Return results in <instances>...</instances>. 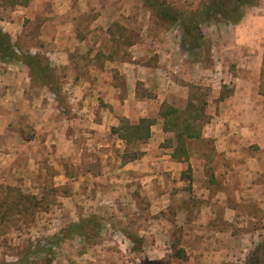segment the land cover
I'll list each match as a JSON object with an SVG mask.
<instances>
[{
	"label": "rangeland",
	"instance_id": "1",
	"mask_svg": "<svg viewBox=\"0 0 264 264\" xmlns=\"http://www.w3.org/2000/svg\"><path fill=\"white\" fill-rule=\"evenodd\" d=\"M204 1L88 0L83 11L72 9L69 66L49 54L53 38L60 47L65 33L60 18L43 16L47 8L32 9L28 18L15 9L23 19L11 39L15 53L47 59L55 78L45 79L49 87H20L31 79L26 66L0 62V141L7 144L0 149V264H264V22L242 28L243 16L264 0L201 22L195 46L184 42L179 18L157 14L168 9L186 18ZM2 8L3 32L14 6ZM237 47L261 53L259 71L238 66ZM156 67L171 72V83L137 82L147 115L105 119L90 146L91 125L73 120L65 103V79L110 80L123 100L124 71L145 75ZM13 80L19 83L11 87ZM99 94L89 91L95 107L109 113ZM245 95L251 104L242 103ZM47 97L53 113L30 110ZM164 104L198 116L201 137L164 130ZM141 118L152 124L147 139L119 138L124 119ZM10 147L14 160L3 155Z\"/></svg>",
	"mask_w": 264,
	"mask_h": 264
},
{
	"label": "crops",
	"instance_id": "2",
	"mask_svg": "<svg viewBox=\"0 0 264 264\" xmlns=\"http://www.w3.org/2000/svg\"><path fill=\"white\" fill-rule=\"evenodd\" d=\"M85 2V3H84ZM90 4V2H89ZM88 5V0H27L26 4L23 5H15L14 8L12 9V14L14 15L15 13H17V11L15 10L17 7L19 9H23V13H24V18H28L27 16L32 12V9H37V8H47L49 9L48 12L43 13V16L46 17H51V18H55L56 16L59 17V20H56L57 23H61L62 25H64V29L65 33L63 32L62 35H59L60 39H61V46L59 47L58 43L59 39L58 37H54V43L55 45L52 44V49L50 50L49 54H50V58L52 60H55L56 64L59 66L60 64H62L63 66H69L70 65V55L72 53V51L74 49L70 48V45L67 43V40L73 39V36L75 37L74 32H70L69 30L67 32V28L68 25H72L74 23V17H72V9H80V10H84V7H87ZM251 9L255 10V12L257 11H264V6L262 4H259L257 6L252 7ZM3 10L2 6L0 5V11ZM253 10L247 11V13L243 16L244 19H242V28L243 30H246V28L254 22L258 23H263L264 22V14L261 15L260 17L254 16V13L252 12ZM259 15V14H258ZM13 21L12 22H7L6 25L3 29V32H7L10 36V38H16L17 35L20 34V31H17V28L19 27V23H21V21L23 20L22 17L21 19H17L19 17H12ZM16 18V19H15ZM261 20V21H260ZM263 20V22H262ZM54 22V21H53ZM0 23H5L4 21H2L0 19ZM234 27L237 28L236 25H234ZM262 29L264 30V26L262 28L258 29V33H262ZM238 30V29H236ZM17 34V35H16ZM243 35H245L243 33ZM243 39H245L243 37ZM51 41V38L49 39ZM75 40V39H74ZM238 42H242L244 43V40H239ZM242 49L241 47H237L235 49V52L239 58L240 56V63L238 64V66H242L244 68V70H252L253 72L255 71H259L260 70V66H261V53L258 51H255L250 54V53H245V49H243L240 53L239 50ZM227 52H229V50L226 51V55L228 54ZM250 52V51H247ZM248 59V61H247ZM253 66V67H251ZM172 70V69H170ZM155 71L158 72H162V75H164L163 77H159V73H157V75H155ZM93 72V70H92ZM98 72H101V70H99ZM142 72V71H141ZM169 73H171L170 71H167ZM166 70H164L162 67H156L155 69H151V73H149L147 71V73L145 75H143V73L138 74L136 73V71H134V69H130V70H125L124 71V76H125V82H126V96H124L123 100H119L118 98L115 97V92H116V88L115 85L111 83V81L109 80L108 83L106 82H102L98 79H96L97 81H95L94 84H92V82L90 81V79H86V78H81V77H77L76 75L72 78H66L65 81L63 82V87L66 88L68 90L67 96L65 98V103L67 105V108L69 111H71V116L74 119H76L77 121L82 122L83 124L89 123L88 125H91L90 128H92L91 130L88 129L84 130V133L89 137L90 139H87L86 141H90L89 145L91 146L92 144H95L93 142V139L97 137V135H99L98 133L100 132V128L102 125H105V119L108 118V120H117L115 118L116 116H122L125 117L127 119L130 120H137L139 117H143L146 116L147 113L143 112V105L146 104L145 100L143 99H138L136 98V84L137 82H144V83H149V81L152 80V78L158 80L155 83H157L158 86H160L159 88H161L163 86V84L161 82H163L166 86H168L171 81L169 80L168 77H166L167 74ZM175 72V71H174ZM4 73V72H2ZM27 75V74H26ZM94 74H92L93 76ZM147 75V76H146ZM3 76H6L5 73ZM2 76V77H3ZM26 82H28V87L29 86H36V82L32 79H28L25 82H22L20 84V87H25ZM14 83H19L16 80L10 81L9 83H7L9 86L13 87ZM243 86H247V83H245ZM170 87V86H169ZM90 89H96L97 92H100V94L98 95V97L100 96L103 100V103L106 104V108L104 111H108L109 113H101L102 112V108L101 107H97L99 106L96 105L95 107V100L93 98H91L89 96V91ZM94 91V90H93ZM113 92V94L110 96V93ZM47 101H45V105H38L36 108H29L31 111L40 114L46 113L48 114V112H52L53 110H55L56 104H53V98L51 97H47L46 99ZM44 101V100H43ZM242 103L244 104H251L250 100H249V95H245L244 98L242 99ZM30 104H32V102H30ZM29 114H32V112H28ZM100 114H102L103 116V120H101L100 118ZM108 114V115H107ZM88 118V120H87ZM32 121V120H31ZM112 121V124H115ZM34 122V120H33ZM53 120L49 122V124H51L52 126ZM12 131L15 132V127H12ZM34 132H35V136H37V132H40V128L38 127L37 121L34 122V126H33ZM51 129V128H50ZM3 134H5V132L3 130H0V136H3ZM15 134V133H14ZM39 134V133H38ZM92 142V143H91ZM6 143L3 141H0V149L4 150V148L6 147L5 145ZM93 147V145H92ZM264 147V146H263ZM262 147V148H263ZM10 147L8 149V151H6L3 155L6 157H13L12 160L15 159L14 155V151L13 149ZM34 149L36 150L37 148L34 146ZM66 149H64V147H62L61 149H59V152H64ZM91 150V149H89ZM13 153H12V152ZM11 160V161H12ZM13 162V161H12ZM88 175V173H87ZM89 176V175H88ZM85 178V177H84ZM88 178V177H87ZM88 180V179H87Z\"/></svg>",
	"mask_w": 264,
	"mask_h": 264
},
{
	"label": "trees",
	"instance_id": "3",
	"mask_svg": "<svg viewBox=\"0 0 264 264\" xmlns=\"http://www.w3.org/2000/svg\"><path fill=\"white\" fill-rule=\"evenodd\" d=\"M249 1L250 0H206L195 12L191 11L187 13V15H185L186 18L183 16V12L176 11L172 14L168 9H163L157 14L163 18H179L184 34V42L189 44L194 41L193 45L195 46L197 43L195 42L194 36L196 35L197 38L200 37V33L198 34L197 32H200L198 30L201 22L215 19L219 16L228 17L237 12L240 6ZM4 2H8L12 6H15L26 4L27 0H0V5H4ZM26 57L30 60H26L24 57L15 53L10 36L0 29V62H21L26 66L28 76L38 83L39 86H51L45 79L47 77L55 78V73L54 69L50 67L48 60L44 58L43 64L40 61L41 58H39V55H26ZM191 105L190 103L189 106ZM159 114L164 120V130H176L177 138L182 139L185 137L192 139L201 137L200 131H196L195 129L196 119L199 118L198 116H191V118L183 117L176 108L165 104L160 109ZM173 114L177 116H173ZM170 115L173 116V118H170ZM123 123L122 126L116 129L119 138L122 140L131 141L133 139H147L150 136V126L152 124L146 118H141L136 124H131L126 119H124ZM119 130H121V134Z\"/></svg>",
	"mask_w": 264,
	"mask_h": 264
}]
</instances>
